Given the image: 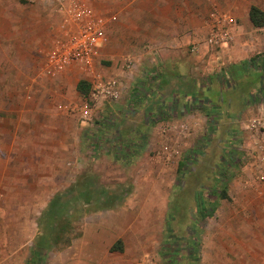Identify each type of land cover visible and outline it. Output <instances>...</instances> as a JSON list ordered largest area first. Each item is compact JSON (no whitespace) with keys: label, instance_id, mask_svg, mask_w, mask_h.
<instances>
[{"label":"crops","instance_id":"crops-1","mask_svg":"<svg viewBox=\"0 0 264 264\" xmlns=\"http://www.w3.org/2000/svg\"><path fill=\"white\" fill-rule=\"evenodd\" d=\"M16 1L0 0V210L2 211H30L46 207V195L57 191L56 183L53 186L52 184L59 176L57 174L63 163L61 132L57 129V124L48 127L44 116L53 109L51 102L47 101L45 105L17 106L9 104V101H12L14 94L21 92L33 93L34 97L40 99L46 98L48 93H56L65 87H68L69 91L72 89L76 91V84L79 81L77 79L71 83L77 75L74 72L57 80L35 78L34 70H38L41 64V54L49 43L52 28L59 17L45 0H39L32 11L28 10L23 1ZM132 1L136 3L135 7L124 13L134 19L139 34L149 33L157 40L155 41L157 46L153 45L156 49H151L148 61L140 63L141 57L137 59V70L130 79L136 82L138 91L132 94L131 86L125 84L127 89L119 100V105L124 102L123 106L119 109L111 106V111L101 112L109 114L108 117H112L113 114L120 126L121 121L124 123L131 121L129 119L132 115L140 113L142 116L144 108L135 111L131 107L134 103L146 101L148 98L158 100L160 97H168L169 105H165L163 100L158 103L149 113L151 122L146 117L142 122L139 118L136 120L140 129L152 126L145 137L137 129L134 136L126 135L114 140L112 146L121 147L120 150L125 158H128L127 153L130 154L131 151L138 152L135 155L136 160L140 159L139 168L136 169L133 178L134 196L132 193L126 202L116 203L114 210L102 216L101 221L98 220L102 227L90 223L86 225L84 237L86 235L89 237L83 238L82 244L90 241L91 246L87 245L81 250L71 251L70 257L67 253H62L61 260L71 258L67 264H81L82 257H87L86 260L104 259V264L112 263L110 255L107 256L108 250L120 239L123 240L124 228L136 222L131 218L132 215L136 218V213L129 211L141 209L148 204L147 202L143 206L144 202L132 200L142 192H154L157 196L162 194V197L167 199V194L174 188L170 180L167 181L168 174L174 171L175 176L179 175L184 162L189 163L186 159L188 155L183 157L180 154L182 149L176 148L178 141L170 136L178 129L174 130L170 125L179 123V131L187 138L201 131L206 132L209 127L208 118L205 113L194 108L195 101L192 97L201 100L206 98L207 93H217V91L226 93L221 86L223 77L210 72L216 70V73L220 74L226 70L222 67L229 65L230 68L247 63L252 56L264 52V40L257 34L259 28H255L249 19V10L252 6L264 11V0ZM122 11L123 9L120 10ZM120 19L124 26V20L122 17ZM192 19L197 23H192ZM213 19L215 23L209 25ZM223 23H227L226 29L222 28ZM209 28H216L214 31L216 35L220 31L227 34V42L221 43L223 52L218 54V57L211 53L206 56L201 49L199 56L187 54L184 48L190 42L199 41L196 43L198 45L203 42V49H207V45L201 41V36L207 34ZM180 34L182 38H179ZM144 58L148 59V57ZM144 69L149 74H144ZM117 72L123 76L128 74L121 70ZM212 74L215 79L210 76ZM208 76L210 80L206 79ZM44 93L45 95L41 96ZM261 101L246 106L251 116L257 114L264 116V102L259 103ZM97 116L95 120L100 119ZM237 119L234 121L236 126L228 130V143L233 140L231 136L237 135L236 139L242 141L244 158L239 171L225 187L226 198L220 199L217 193L213 192L212 201L206 200L202 205L198 204V209L203 206L206 209L212 207L213 210L207 218L193 219V226L198 229L193 230L187 241L189 244L195 241L193 247L198 257L195 262L190 261L189 264H264V155L259 151L258 139L246 132L243 121ZM186 121L188 124L183 126ZM123 122L121 131H123ZM58 126L61 128V125ZM158 128L165 131L164 136H158L160 135L157 133ZM79 142L76 138V147L79 146ZM192 142L190 141L188 148L193 146ZM228 143L225 144L227 147ZM241 143H239L240 147ZM173 162L175 166L171 169L170 165ZM71 163L73 168H81L82 161L79 157ZM52 170L55 171L54 174ZM156 199L152 203L153 209L159 210L164 206L166 208L161 200ZM99 217L100 215L97 218ZM125 219L130 221L127 222ZM29 221L30 219L26 217L22 219V223L17 219L15 224L29 226ZM7 239H11L9 234Z\"/></svg>","mask_w":264,"mask_h":264},{"label":"rangeland","instance_id":"rangeland-1","mask_svg":"<svg viewBox=\"0 0 264 264\" xmlns=\"http://www.w3.org/2000/svg\"><path fill=\"white\" fill-rule=\"evenodd\" d=\"M20 1H23L28 10L32 11L31 9H35L34 6L37 5L39 0ZM88 1L94 10L106 19L108 43L101 52L99 70L106 77L118 78L123 84L131 86L133 94L138 90L136 89V82H132L130 77L137 70V59L141 57L140 63L148 61L151 49L157 46L155 42L157 40L152 38L149 33L139 34L134 19L124 13L135 7L136 3L132 0ZM121 9H123L122 12H120ZM120 17L125 22L124 26L120 22ZM222 19L224 20V18ZM206 20L208 19L206 18ZM214 20L212 23L210 21L209 25L215 23ZM218 21L220 22V19ZM192 23H197V21L192 19ZM222 27L226 29L227 23H223ZM120 28L123 30H120ZM215 30L216 28H209L208 33L201 36V41L216 36ZM257 34L264 40L263 33L258 32ZM179 38H182V34L179 35ZM198 42L188 43L184 48L186 53L199 56L201 49L206 56L209 53L217 56L223 52L222 49L215 46L212 49H203V42L199 45L196 44ZM144 57H148V59L145 60ZM252 59L254 60L252 61ZM129 61L135 64V68L131 69V72L125 69V65ZM248 63L246 72L239 73L237 77L228 74V69L231 68L228 67L229 65L225 68L222 67V69H226L225 72L223 71L224 73L218 74L216 70L210 72V74L215 73L223 77L221 86L226 92L207 93L206 98L211 99L217 105L216 122L212 133L209 134L206 130V132L201 131L187 138L179 131V123L170 125V128L178 129L170 136L175 137L174 140L178 141L176 142V148L182 149L180 154L183 157L188 155L191 160H194L189 163L184 162L179 175L175 176L174 171L168 174L167 181L170 180L174 187L167 194L168 202L166 198L162 197V194L157 196L154 192L138 193L132 200L144 202L143 206L147 202L148 204L141 209L129 211L136 213L137 217L135 218L132 215V221L136 220V222L127 225L124 228L123 240L120 239L119 243L116 242L117 244L113 245L115 247L119 245L121 251H117L112 247L109 250L102 247L108 250L107 256L110 255L111 264H189L190 261L195 262L197 260L196 249L194 250L187 239L193 233V230L198 229V227L193 226V219H203L198 210V195L204 194L208 202L212 201L214 199L212 193L220 190L226 184L228 185L236 172L239 171L244 158L241 149L243 148L242 141L236 139L237 135L235 136L232 133L235 137L231 136L233 140L229 144L228 130L236 126V123H234L236 118L239 121L251 116V112L247 110L246 106L256 101L250 103V93L264 86V52L252 56ZM117 70L128 74L127 76L117 74ZM37 71V69L34 70L35 75ZM210 76L214 78V74ZM77 79L80 80L78 75L71 83H74ZM206 79L210 80L209 76ZM33 95V93H16L9 104L31 106L45 105V102H51L53 109L44 116L46 117L47 126L57 124V129L62 134L60 136L63 139L61 148L63 163L57 174L59 176L52 184L53 186L56 183L57 191L46 195V207L30 211L0 210V264H67L71 258L65 261L61 260L60 255L62 253H67L70 257L72 256L71 251L81 250L87 245L91 246L90 241L87 244H82L83 238L89 237L87 235L84 237L86 225L90 223L102 227L99 223L102 216L114 210L116 203L126 202L132 193L134 196L133 178L136 169L139 168L138 161L140 159L137 158L138 160H136L135 155L138 152L131 151V155L127 153L128 158H125L120 150L121 147L112 146L114 140L126 135L127 137L134 136L137 129L145 137L152 126H145L140 129V125L139 123L136 124V120L139 118L142 122L146 117L149 121L151 118L149 113L153 111L156 105L161 103L162 100L165 105H169V99H167L168 97H160L158 100L148 98L146 101L142 100L134 103L131 106L133 110L139 111L142 107L144 108L143 114L142 116L140 113L132 115L129 119L131 121L126 123L121 121V123L123 122V131H121V123L119 126L118 121H116L117 118L115 119L113 114H111L112 117H108L109 114L101 111H111V108L119 109L123 106V101L120 105V101L99 100L92 102L91 105L96 109L97 117L100 119H93L84 123L79 115L75 114V109L81 108L86 102L91 103L89 93L83 96L77 91L73 89L69 91L68 87H65L56 93H48L46 98L38 99ZM44 95L45 93L41 94V96ZM258 97L264 100V95L259 94ZM187 122H184L183 126L188 124ZM152 124L155 123L152 122ZM58 125H61V128ZM49 131L47 132L49 133ZM157 131H159L157 132L160 134L159 137L164 136L165 131H161L159 128ZM76 138L80 141L77 147L75 146ZM190 141H193V146L188 148ZM226 143H228V147L225 145ZM239 143H241V147ZM231 145L233 148L238 149L240 153L242 152V156H234L232 165H230V162H226L230 160L228 159L227 150ZM122 148L124 149V147ZM49 151L48 149V154ZM76 155L82 161L81 168H73L71 163L72 160L75 161L77 158ZM170 166L171 169H174V162ZM223 166L229 168V172ZM168 169L170 170V168ZM54 172L52 170V174ZM55 195L58 196V199L54 210L42 218L44 211L48 209L49 203ZM156 198H158V201L161 200L160 202H163L166 208L164 206L159 210L153 209L152 203L157 200ZM99 215L100 217L97 218ZM26 217L30 219L29 226L15 224L17 219L22 223V219ZM126 221L129 222L130 220ZM8 234L10 240L7 239ZM75 254L73 253V255ZM172 254H175L174 257H170ZM80 259L81 264H104V259L86 260L87 257ZM205 262L204 260L203 263Z\"/></svg>","mask_w":264,"mask_h":264},{"label":"built area","instance_id":"built-area-1","mask_svg":"<svg viewBox=\"0 0 264 264\" xmlns=\"http://www.w3.org/2000/svg\"><path fill=\"white\" fill-rule=\"evenodd\" d=\"M45 1L54 9L59 20L52 28L35 78L57 80L71 72L77 74L89 86L91 103L86 102L81 108L75 109V114L79 115L82 122H90L97 115L92 102H117L127 89L120 79L106 77L99 70L100 55L108 43L106 19L94 10L88 0ZM259 32L264 35V25L259 28ZM226 36L225 32L220 31L213 38H207L204 44L207 49L214 46L222 49L221 43L227 42ZM133 68L135 64L132 61L125 65V69L130 72ZM144 74L149 72L144 71ZM242 121L246 132L258 139L259 151L264 155V116L252 115Z\"/></svg>","mask_w":264,"mask_h":264},{"label":"trees","instance_id":"trees-1","mask_svg":"<svg viewBox=\"0 0 264 264\" xmlns=\"http://www.w3.org/2000/svg\"><path fill=\"white\" fill-rule=\"evenodd\" d=\"M249 19H250L251 24L255 28H261L264 25V11H261L257 7L252 6L250 8V10H249ZM253 60L254 59H252V61ZM248 65H249V63L247 62V63H242L241 65L232 66L229 69L228 74H231L232 76L237 77V75L239 73L246 72V68H247ZM76 91L78 93H80L81 95L85 96V95H87L89 93V86L83 80H79V82L76 85ZM259 94H261V96L264 95V86L259 88V89H257V91H255V93L254 92L250 93V96H249L251 98V99H249L250 103H253L252 101L258 102L259 100H261V98L258 97ZM192 99H194V101H195L194 105H193L194 108L199 109L200 111L205 113L206 117L208 118V123H209L210 127H208L207 133H209V134L212 133V131L214 130V124L216 122L215 117H216V114H217V112H216L217 105L211 99H208V98H203L201 100H198V98H196L194 96V97H192ZM263 99H264V97H263ZM153 120H154V118H153ZM227 153L229 154L228 159H230V160L226 161V162L227 163L230 162V165L233 164L232 160L234 161V156L235 155L239 156V157L242 155V153H240V151L238 149L233 148L232 146H230V148L227 150ZM186 159L189 162H192L194 160V159L191 160V157H189V156ZM226 166H223V168L225 170H228V172H229V168H227ZM230 179H228V181H230ZM225 186H223L220 190L214 192V193H217V196L220 199L226 198V195L224 193ZM56 195L50 201L48 209L44 211V213L42 215V218L45 217L47 215V213H49V212L51 213L52 210H54V208L56 206V203H57V199H58V196H56ZM205 201H206V199H205L204 194H199L198 195V204L200 203L202 205ZM198 210H199L202 218H207L210 215V213L212 212L213 208L211 207L209 209H206L205 207L200 206V208ZM194 242L193 243L190 242V245L192 247L196 244ZM118 243H119V241H118ZM112 248L117 249V251H121V247L119 245L118 246L116 245V247L113 246Z\"/></svg>","mask_w":264,"mask_h":264}]
</instances>
